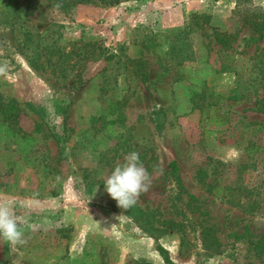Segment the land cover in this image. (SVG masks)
<instances>
[{"label":"rangeland","instance_id":"374dc122","mask_svg":"<svg viewBox=\"0 0 264 264\" xmlns=\"http://www.w3.org/2000/svg\"><path fill=\"white\" fill-rule=\"evenodd\" d=\"M261 16L264 0H0V202L27 221L0 264H167L157 245L264 264ZM132 151L151 178L139 216L103 183ZM219 174L261 206L211 194Z\"/></svg>","mask_w":264,"mask_h":264},{"label":"clouds","instance_id":"9594fccd","mask_svg":"<svg viewBox=\"0 0 264 264\" xmlns=\"http://www.w3.org/2000/svg\"><path fill=\"white\" fill-rule=\"evenodd\" d=\"M5 71L6 68L0 66V73ZM103 183L108 195L120 208L126 210L133 207L142 194L148 192L151 187V178L140 160V154L132 151L124 157L122 162L114 166ZM22 224H27V221L17 217L11 204L0 202V239L11 245L25 243Z\"/></svg>","mask_w":264,"mask_h":264},{"label":"trees","instance_id":"16d2710c","mask_svg":"<svg viewBox=\"0 0 264 264\" xmlns=\"http://www.w3.org/2000/svg\"><path fill=\"white\" fill-rule=\"evenodd\" d=\"M74 1L76 3V2H80L82 0H74ZM100 1L103 3H107L109 5H113V4L118 3L120 0H100ZM208 19H209L208 15L193 13L189 17V22H188L187 26H189V28H191L192 25L195 22H197L198 20L208 21ZM251 27L254 30V32H258L257 37H261L260 31L264 28V17L261 16L260 18H258V22ZM229 35H230L229 33L224 32V31L215 32L214 33V40L217 43H222L229 37ZM5 117L6 118L7 117L12 118V115H10V113H8ZM256 147H257L256 144H251L249 150L251 151V149H254ZM168 165L172 169H175V163L173 161H170L168 163ZM196 175L200 179V177L202 176V172L200 170H197ZM219 176H220V174L213 178V180H214L213 183L206 184L207 189L211 194H213L214 196L223 198L226 201L228 200L230 204L236 205V206L244 209L245 211H249V212H252V211L254 212L255 210H257L261 206V202L263 201V199H262V197L261 198L257 197L259 195L258 186L247 187L246 184L242 185L240 183H235V184H230V185H227V184L221 185V184H219V182H221L219 179L220 178ZM129 213H135V215L139 216V214H141L142 211H141V209L133 206V207L129 208ZM241 236H242V234H236V237H241ZM156 249H157L158 253L161 255V257L165 263L173 264L169 260L167 254H166V251L161 246L157 245Z\"/></svg>","mask_w":264,"mask_h":264}]
</instances>
